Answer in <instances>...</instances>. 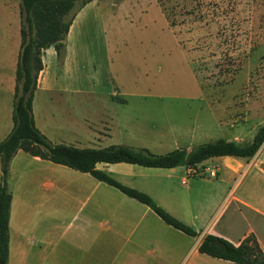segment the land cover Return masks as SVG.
Segmentation results:
<instances>
[{
    "label": "rangeland",
    "instance_id": "374dc122",
    "mask_svg": "<svg viewBox=\"0 0 264 264\" xmlns=\"http://www.w3.org/2000/svg\"><path fill=\"white\" fill-rule=\"evenodd\" d=\"M20 29L21 0H0V142L14 107V90L3 79L12 73L16 79ZM49 71L56 88H39L34 100L36 125L53 144H125L164 154L221 138L249 143L264 125V0H96L78 12L64 54ZM254 157H264V145ZM234 159L242 160L214 157L190 171L104 162L98 168L199 233L216 217L233 228L253 218L224 202L235 184L226 168ZM67 168L20 150L5 173L0 156V187L6 183L16 203H24L21 220L34 212L38 233L57 221L26 206L27 197L42 194L39 181L49 172L73 180ZM250 182L264 187L256 168Z\"/></svg>",
    "mask_w": 264,
    "mask_h": 264
},
{
    "label": "crops",
    "instance_id": "0c3cea01",
    "mask_svg": "<svg viewBox=\"0 0 264 264\" xmlns=\"http://www.w3.org/2000/svg\"><path fill=\"white\" fill-rule=\"evenodd\" d=\"M67 50L70 51L68 45ZM56 58L57 51L53 46L44 51V69L40 73L37 90L40 88L51 92L56 88L49 71ZM68 60L69 54L64 66L69 64ZM15 64H18V59H15ZM3 81L8 84L7 90H14L15 94L14 74L5 76ZM35 108L36 100L33 113L37 124ZM8 114L12 118L13 108ZM11 118L9 123L2 124L6 137L14 126ZM35 158L45 160L39 156ZM211 159L214 158L204 161L196 170ZM241 159H234L232 168L226 166L234 176L235 184L225 194L224 202L235 204L239 211L245 210L253 218H247L243 227L233 228L230 224L220 226L221 219L216 217L199 231L198 236H190L165 223L148 205L129 197L118 188L120 194L103 187L105 182L91 174L62 165L75 171L72 173L73 180H69L66 172H49L39 181L42 194L33 197L32 201L30 195L27 197L26 206L31 202L33 209L57 221L47 226L42 233L34 229L37 222L32 219L34 212L27 214V220H21L24 203L17 204L11 192L9 255L6 264H237L201 253L199 245L207 234L239 245L253 233L264 250V187L258 188L251 182L247 184L248 175L254 168L257 176L264 178V157L251 158L248 165H245V158ZM36 199L40 201L34 202ZM64 200L66 202L62 203ZM66 210H69L68 215H65ZM185 210L193 213L191 207ZM170 211L175 213L172 209Z\"/></svg>",
    "mask_w": 264,
    "mask_h": 264
},
{
    "label": "trees",
    "instance_id": "16d2710c",
    "mask_svg": "<svg viewBox=\"0 0 264 264\" xmlns=\"http://www.w3.org/2000/svg\"><path fill=\"white\" fill-rule=\"evenodd\" d=\"M93 0H21V48L16 68L13 122L9 135L0 142V156L7 173L13 157L19 150L56 164L89 173L99 181L118 188L129 197L148 205L165 223L190 236L199 233L182 222L147 193L127 186L98 168L99 163H129L154 168L185 166L195 169L204 161L223 156L253 158L264 144V125L253 140L240 143L218 139L198 145L193 150L176 148L164 154H156L147 148H135L125 144L106 147H78L71 144H53L37 127L33 104L38 80L44 69L43 53L54 47L58 56L66 49V40L78 12ZM174 24L172 21L171 25ZM12 193L6 183L0 187V261L6 264L9 255V220ZM220 239L224 246L216 244ZM201 253L231 260L237 264H264V250L255 234L246 236L239 245L207 234L199 245Z\"/></svg>",
    "mask_w": 264,
    "mask_h": 264
},
{
    "label": "water",
    "instance_id": "95a60500",
    "mask_svg": "<svg viewBox=\"0 0 264 264\" xmlns=\"http://www.w3.org/2000/svg\"><path fill=\"white\" fill-rule=\"evenodd\" d=\"M216 244L223 247L224 246V243L220 240V239H217L216 240ZM1 264H4L3 262Z\"/></svg>",
    "mask_w": 264,
    "mask_h": 264
},
{
    "label": "built area",
    "instance_id": "2783aa9c",
    "mask_svg": "<svg viewBox=\"0 0 264 264\" xmlns=\"http://www.w3.org/2000/svg\"><path fill=\"white\" fill-rule=\"evenodd\" d=\"M212 174H215V171H213Z\"/></svg>",
    "mask_w": 264,
    "mask_h": 264
}]
</instances>
